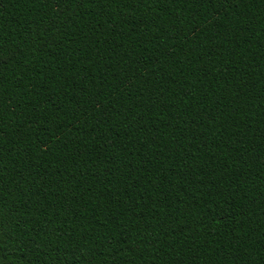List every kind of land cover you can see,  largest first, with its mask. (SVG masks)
<instances>
[{"label": "trees", "instance_id": "obj_1", "mask_svg": "<svg viewBox=\"0 0 264 264\" xmlns=\"http://www.w3.org/2000/svg\"><path fill=\"white\" fill-rule=\"evenodd\" d=\"M0 264H264V0H0Z\"/></svg>", "mask_w": 264, "mask_h": 264}]
</instances>
